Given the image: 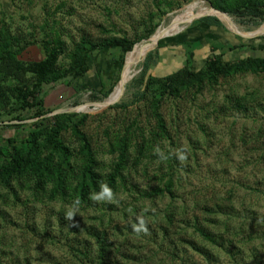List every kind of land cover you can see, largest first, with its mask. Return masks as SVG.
<instances>
[{"label":"rangeland","instance_id":"obj_1","mask_svg":"<svg viewBox=\"0 0 264 264\" xmlns=\"http://www.w3.org/2000/svg\"><path fill=\"white\" fill-rule=\"evenodd\" d=\"M192 5L213 12L159 40L98 108L133 48ZM261 13L264 0H0V164L33 133L51 175L64 161L61 192L26 174L0 181V264H264ZM110 41L132 49L102 48ZM45 46L66 78L39 89ZM75 127L95 160L84 200Z\"/></svg>","mask_w":264,"mask_h":264},{"label":"trees","instance_id":"obj_2","mask_svg":"<svg viewBox=\"0 0 264 264\" xmlns=\"http://www.w3.org/2000/svg\"><path fill=\"white\" fill-rule=\"evenodd\" d=\"M255 14L258 16L257 11H253L251 15ZM262 21H264V14L261 13ZM122 43L118 41H110L104 43L102 48H111V49H120L124 53H129L131 51V46L127 48H122ZM46 51V57L45 59L40 62L39 64H36L33 66V73L36 77V87L41 88L43 86H50L55 85L56 83L60 82L64 78H66L65 73H60L56 69V64L58 62V58L60 56V51L56 49H50L48 46H45ZM94 48L90 47V50L88 49V53L91 54V50L93 51ZM147 71V64L143 66L141 71V79L145 76V73ZM221 72V71H217ZM172 88V87H169ZM169 88H165L166 91ZM173 93H176L175 89H172ZM158 125L161 128L162 131H164V123L162 118L159 115H156ZM74 135L80 140L81 143V154L84 157V168L80 174L79 183H78V196L81 200H84L89 188H93L94 186V168H95V160L93 157V154L91 152L90 144L88 143L86 137L77 130V128H73ZM57 136L58 131H55L51 137H48V142L51 144V148L54 151H61L63 158L65 157V150L57 142ZM38 135L33 133L30 138V143L28 150L25 152L14 145L10 144V147L8 149V155L5 162L0 164V181H5L6 178H8L11 175H28L32 179H36L38 182L44 181V182H50L51 180H54V182L57 185L56 192H61L60 189L63 185V177H64V169H63V162L56 167L55 170H52L53 175L49 172L50 167L46 168L41 165L40 161V149H41V143L39 142V139L37 138ZM125 157H126V147L122 146L118 153V163L115 168V173L109 176L108 183L109 185L113 184L115 177H120V171L125 164ZM171 184H169L165 190L164 193L170 195L171 194ZM155 194H163L162 191H158V193ZM198 233L200 236L209 242L214 243L213 235L206 233L200 229H198Z\"/></svg>","mask_w":264,"mask_h":264},{"label":"bare ground","instance_id":"obj_3","mask_svg":"<svg viewBox=\"0 0 264 264\" xmlns=\"http://www.w3.org/2000/svg\"><path fill=\"white\" fill-rule=\"evenodd\" d=\"M196 7L197 6L192 5V6H189L188 8H186V10H185V12L183 14L182 21L179 24L173 25V26H171V27H169L167 29L166 28L158 29L154 33V35L150 38V40L148 42H146L144 44H141V45H137V46H135L133 48L131 54H129L127 56V62H126V65H125V67L123 69V74H122L121 80L119 82L118 88L109 97V99L102 106H99L98 108H102L108 101H110L115 95H117V92L124 85H126L132 79V77H134L135 68L137 67V65L139 64L141 59L146 55V53H148L150 50H152L155 47V45L158 43L159 40H161V39L169 36L170 34H173L174 32H176L177 28L180 25L188 24L191 21H193L194 14L195 15L196 14L208 15V13L213 12L212 10H205V9H202V8L201 9L198 8L197 13H195V11L197 9ZM217 16H218V18H220V20H222V22H225L224 19L220 15H217ZM225 23H227V22H225ZM227 26H230V25L227 23ZM263 31H264V25L262 26V28L258 32L260 33V32H263Z\"/></svg>","mask_w":264,"mask_h":264},{"label":"clouds","instance_id":"obj_4","mask_svg":"<svg viewBox=\"0 0 264 264\" xmlns=\"http://www.w3.org/2000/svg\"><path fill=\"white\" fill-rule=\"evenodd\" d=\"M180 159L183 160V159H185V157H184L183 155H181V156H180ZM103 193H104L105 195H108V196L111 195L110 190H109L107 187H104ZM141 227H143V221H141ZM137 230H139V229H137Z\"/></svg>","mask_w":264,"mask_h":264}]
</instances>
